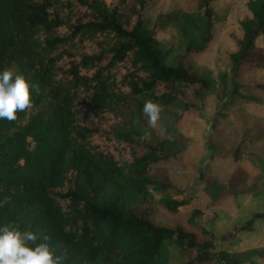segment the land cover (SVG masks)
I'll list each match as a JSON object with an SVG mask.
<instances>
[{
	"label": "trees",
	"instance_id": "obj_1",
	"mask_svg": "<svg viewBox=\"0 0 264 264\" xmlns=\"http://www.w3.org/2000/svg\"><path fill=\"white\" fill-rule=\"evenodd\" d=\"M150 1L0 0V72L10 68L39 86V94L30 88L32 110L0 120V201L10 198L0 207V226L47 234L62 264H239L255 249L216 251L213 234L194 221L164 226L152 219L148 186L179 197L158 199L170 215L193 196L165 166L182 167L185 137L179 131L158 137L143 104L163 106L158 123L168 130L183 112L200 110L212 87L193 56L212 39L215 11L213 0H194L193 11L172 7L149 19ZM248 7L238 51L228 54L230 97L244 102L256 101L246 89H264L238 80L264 69V43L255 44L264 36V0ZM190 28L199 29L196 41L186 36ZM164 30L173 33L168 46L158 39ZM139 125L150 138L140 137ZM259 139L264 142V126L256 124L231 151L211 152L210 158L235 164L225 182L207 163L197 169L215 202L253 183L237 163L264 158L241 148ZM263 218L264 211L255 213L221 238Z\"/></svg>",
	"mask_w": 264,
	"mask_h": 264
},
{
	"label": "rangeland",
	"instance_id": "obj_2",
	"mask_svg": "<svg viewBox=\"0 0 264 264\" xmlns=\"http://www.w3.org/2000/svg\"><path fill=\"white\" fill-rule=\"evenodd\" d=\"M251 1L213 0L215 22L212 39L203 52L193 56L195 63L206 68L212 90L204 96L198 112H183L174 127L168 130L159 123L156 127H151L158 137L172 136L177 131L185 137V149L179 154L182 167L176 169L173 161L167 162L165 166L170 171H177L180 182L188 184L193 199L189 204L179 207L176 214L170 215L157 201L165 196L179 199L174 191L161 192L152 186L147 188L151 195L154 223L186 226L188 221L192 220L213 234L216 239V251L230 253L255 249L254 253L242 258L239 264H264V257L260 252L264 251V218L254 221L249 231H242L230 240L221 238L233 225L241 224L253 214L264 211V158L238 162V166L254 177L253 183L245 190H239L235 196H226L216 202L205 192L203 183L196 178L197 169L207 163L209 169L225 182L235 164L230 157L210 158L211 152L231 151L245 129L256 124L264 126V89H246L248 95L256 101L244 102L230 97L232 79L228 54L238 51L235 39H241L243 35L241 23L250 17L248 4ZM172 7L193 11L195 1L151 0L146 16L152 19L156 11H167ZM198 35L197 28H190L186 32V36L193 41L198 39ZM158 39L168 46L173 41V33L169 30L161 31ZM263 43L264 36L260 35L255 39L257 46H262ZM238 80L241 83L264 85V69L241 73ZM138 129L140 137L150 138V133L142 125H139ZM241 148L245 152L261 153L264 152V142L259 139L242 145ZM197 237L200 238L201 235L197 234Z\"/></svg>",
	"mask_w": 264,
	"mask_h": 264
},
{
	"label": "clouds",
	"instance_id": "obj_3",
	"mask_svg": "<svg viewBox=\"0 0 264 264\" xmlns=\"http://www.w3.org/2000/svg\"><path fill=\"white\" fill-rule=\"evenodd\" d=\"M30 88L39 94V86L32 85L20 74L6 68L0 72V120L9 122L17 119L18 112L33 109L34 104ZM163 106L151 99L143 104V115L150 127H156L161 119ZM10 203L5 197L0 207ZM47 234L31 231L21 232L12 224L0 226V264H62L61 256H54ZM43 241V242H38Z\"/></svg>",
	"mask_w": 264,
	"mask_h": 264
}]
</instances>
